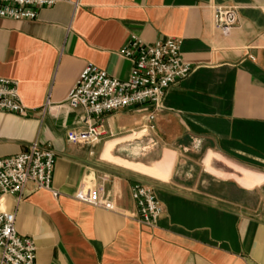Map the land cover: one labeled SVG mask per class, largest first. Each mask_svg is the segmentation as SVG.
Segmentation results:
<instances>
[{"label":"crops","instance_id":"0c3cea01","mask_svg":"<svg viewBox=\"0 0 264 264\" xmlns=\"http://www.w3.org/2000/svg\"><path fill=\"white\" fill-rule=\"evenodd\" d=\"M217 6L237 12L226 34L215 25ZM131 35L148 44L178 38L193 67L169 87L153 121L160 145L131 134L147 123L136 108L105 114L101 143L73 144L66 132L84 128V110L67 105L71 88L88 64L126 79L132 65L122 50ZM0 76L18 81L28 108L26 116L0 111V158L35 140L56 153L58 196L29 182L21 199L0 198L18 233L34 238L37 264H264V216L248 212L240 190L198 188L200 174L195 184L176 170L183 153L211 150L264 173V0H58L36 20L0 18ZM168 154L167 179L114 161L158 158L152 165ZM138 181L163 205L156 227L138 216ZM84 182L101 187L115 210L76 199Z\"/></svg>","mask_w":264,"mask_h":264},{"label":"built area","instance_id":"2783aa9c","mask_svg":"<svg viewBox=\"0 0 264 264\" xmlns=\"http://www.w3.org/2000/svg\"><path fill=\"white\" fill-rule=\"evenodd\" d=\"M58 0H0V18L16 21L36 20L41 8L53 6ZM216 27L228 33L237 20L234 7L214 8ZM178 38H167L153 44L131 35L122 54L131 62L126 79L110 76L94 64H88L71 88L67 105L84 110V128L70 129L66 136L73 144L95 146L105 139L103 116L125 108H136L147 113V123L132 132L134 138H145L147 147L160 145L153 124L163 107L167 90L185 79L193 70L183 59ZM0 111L20 116L28 114L22 102L19 83L15 79L0 76ZM56 153L51 145L35 140L27 151L0 158V198L13 195L21 199L25 187L32 182L38 190L53 188ZM102 188H94L84 182L75 193V198L97 207L115 210L113 202L102 195ZM132 199L141 222L156 227L163 215V205L154 188L138 181L131 188ZM1 264H37V246L33 237L20 235L16 229L13 212L0 211Z\"/></svg>","mask_w":264,"mask_h":264},{"label":"rangeland","instance_id":"374dc122","mask_svg":"<svg viewBox=\"0 0 264 264\" xmlns=\"http://www.w3.org/2000/svg\"><path fill=\"white\" fill-rule=\"evenodd\" d=\"M204 152L197 153L196 157L193 158L190 152L183 153L182 157L179 158V161L177 163L176 170L179 171L178 176H182L183 179H185V182L189 183H197L198 178L197 174H200V181L198 182V188H200L202 185L206 186L210 189H214L213 187L219 186L220 190L223 186L222 184H225L226 186V192L227 194H230V196H238V190H240L242 194V199L244 205L249 208L248 212L257 214L259 217L264 216V184L257 186L253 189H245L242 188L233 178H222L218 176H214L204 170V167L202 166V158H203ZM185 157H190L195 160L189 161ZM158 158H154V160L149 161H140L147 164H151L154 161H156ZM139 161V160H138ZM213 166L218 169L225 172H232V168L227 166L224 162L214 160ZM181 174V175H180Z\"/></svg>","mask_w":264,"mask_h":264},{"label":"bare ground","instance_id":"6f19581e","mask_svg":"<svg viewBox=\"0 0 264 264\" xmlns=\"http://www.w3.org/2000/svg\"><path fill=\"white\" fill-rule=\"evenodd\" d=\"M214 160L224 162L227 166L232 168V172H225L216 169L213 166ZM114 161L142 174L151 175L161 179H167L171 170L172 155L168 154L162 161L152 165L129 162L119 159H115ZM202 165L206 172L222 178H233L240 186L246 189H253L264 184V173L235 164L223 157L221 154L211 150L204 155L202 159Z\"/></svg>","mask_w":264,"mask_h":264}]
</instances>
